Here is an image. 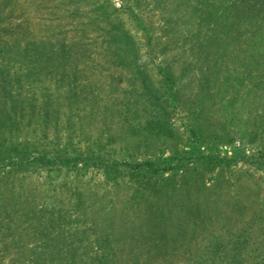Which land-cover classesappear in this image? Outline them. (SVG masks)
<instances>
[{"label": "rangeland", "instance_id": "obj_1", "mask_svg": "<svg viewBox=\"0 0 264 264\" xmlns=\"http://www.w3.org/2000/svg\"><path fill=\"white\" fill-rule=\"evenodd\" d=\"M0 264H264V0H0Z\"/></svg>", "mask_w": 264, "mask_h": 264}]
</instances>
